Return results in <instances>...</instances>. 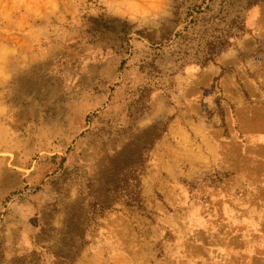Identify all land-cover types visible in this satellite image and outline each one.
<instances>
[{
	"label": "rangeland",
	"instance_id": "1",
	"mask_svg": "<svg viewBox=\"0 0 264 264\" xmlns=\"http://www.w3.org/2000/svg\"><path fill=\"white\" fill-rule=\"evenodd\" d=\"M53 4L56 12L24 35L28 40L21 41L10 77L0 87V148H12L5 150L6 158L15 152L25 162L20 193L6 203L27 197L23 204H35L23 208L26 228L36 229L33 250L9 264L76 260L83 235L91 230L107 250L114 247L109 228L98 227L117 203L127 201L130 188H120L125 158L134 160L136 149L148 144L146 129L158 124L156 136L165 124L141 126L151 98L173 87L184 63L203 60L214 38L231 42L242 36L249 12L264 0ZM129 142L134 146L121 155ZM147 162L135 167L137 174ZM115 225H109L112 234Z\"/></svg>",
	"mask_w": 264,
	"mask_h": 264
},
{
	"label": "crops",
	"instance_id": "2",
	"mask_svg": "<svg viewBox=\"0 0 264 264\" xmlns=\"http://www.w3.org/2000/svg\"><path fill=\"white\" fill-rule=\"evenodd\" d=\"M13 1L0 0V40L9 41L0 43V87L24 35L57 9L53 0ZM174 80L140 121L167 124L139 177V203H117L98 227L114 247L91 230L76 260L53 264H264V4L229 47ZM19 161L14 152L0 163V264L33 250L23 208L35 204L6 203L21 187Z\"/></svg>",
	"mask_w": 264,
	"mask_h": 264
},
{
	"label": "trees",
	"instance_id": "3",
	"mask_svg": "<svg viewBox=\"0 0 264 264\" xmlns=\"http://www.w3.org/2000/svg\"><path fill=\"white\" fill-rule=\"evenodd\" d=\"M177 38L180 37L179 34H176ZM234 39V40H233ZM231 42H226V41H221L220 38H214L213 41L209 42L208 43V52L206 55H204V58L203 60H201L200 62H196V63H187V64H183L179 71H177L175 73V76H179L180 74L184 73L189 67H192V66H204L206 65L207 63L211 62L213 57L221 50V49H224L226 47H229L236 39H238L237 37H234ZM222 47V48H221ZM221 48V49H220ZM199 63V64H198ZM175 77V79H176ZM13 79V84H16V80L18 79V77H16L15 75L12 77ZM19 80V79H18ZM174 80V79H173ZM175 83V82H174ZM174 87V85H173ZM173 87L169 90V91H166L167 88H164L162 92L165 93V95L168 97L169 95V92L173 89ZM2 120V119H1ZM0 120V121H1ZM166 124H163V127L161 129V133L159 135H156V136H152L153 132L156 131L157 129V126L158 124H155L151 127H149L148 129H146L143 134H144V137L148 138L149 139V142L147 145H143L141 147V149H136L137 152H139V155L137 156V158H135L134 160H131V158H125V161H127V168L125 170V175L123 176V180L120 181V184L122 187L120 188H130V192L129 194L127 195V201L124 202L125 205L127 206H134L135 204H138L139 203V196H138V187H139V177H140V174H137L136 173V169L135 167H142L144 163L147 162V158H143V153L146 151H149L152 149V147L154 146V143L161 137L162 133L165 131V128H166ZM3 131L0 130V136L2 135ZM132 146H134V142H129L127 143L123 149H122V152L120 153L121 155L124 154V152H126L129 148H131ZM14 151L12 150V148H6V147H2L0 148V151ZM119 154V155H120ZM6 161V158L4 157H0V163H3ZM130 161V162H129ZM25 162H22V161H19L18 162V165H21L23 166ZM118 189V188H117ZM20 192L18 190H15L13 192H11L10 194H7L6 196V200L8 197L10 196H16L17 194H19ZM104 209L105 208H102L101 206L98 207V210L100 211V213H104Z\"/></svg>",
	"mask_w": 264,
	"mask_h": 264
}]
</instances>
